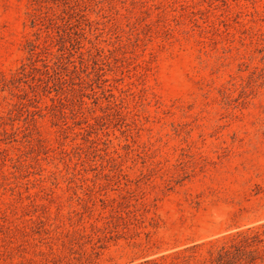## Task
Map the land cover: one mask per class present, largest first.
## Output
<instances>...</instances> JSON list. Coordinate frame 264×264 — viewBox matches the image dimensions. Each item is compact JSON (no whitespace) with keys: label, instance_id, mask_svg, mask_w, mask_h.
I'll return each instance as SVG.
<instances>
[{"label":"rangeland","instance_id":"374dc122","mask_svg":"<svg viewBox=\"0 0 264 264\" xmlns=\"http://www.w3.org/2000/svg\"><path fill=\"white\" fill-rule=\"evenodd\" d=\"M255 232L264 0H0V264H206Z\"/></svg>","mask_w":264,"mask_h":264},{"label":"trees","instance_id":"16d2710c","mask_svg":"<svg viewBox=\"0 0 264 264\" xmlns=\"http://www.w3.org/2000/svg\"><path fill=\"white\" fill-rule=\"evenodd\" d=\"M261 242L262 239L260 238L259 233H244L243 238L237 242L229 246L222 245L218 248L213 259L206 264H229L234 260L237 263H240L242 260L245 263L252 264L257 259L264 258V252H261V249L259 250L258 247V244Z\"/></svg>","mask_w":264,"mask_h":264}]
</instances>
